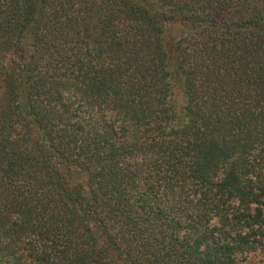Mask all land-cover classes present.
<instances>
[{"label": "trees", "instance_id": "16d2710c", "mask_svg": "<svg viewBox=\"0 0 264 264\" xmlns=\"http://www.w3.org/2000/svg\"><path fill=\"white\" fill-rule=\"evenodd\" d=\"M258 249L264 0H0V264Z\"/></svg>", "mask_w": 264, "mask_h": 264}, {"label": "rangeland", "instance_id": "374dc122", "mask_svg": "<svg viewBox=\"0 0 264 264\" xmlns=\"http://www.w3.org/2000/svg\"><path fill=\"white\" fill-rule=\"evenodd\" d=\"M237 259L240 262L248 264H264V249H258L257 251H248L238 254Z\"/></svg>", "mask_w": 264, "mask_h": 264}]
</instances>
